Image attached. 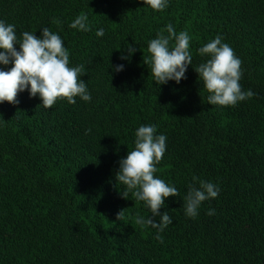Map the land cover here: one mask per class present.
I'll use <instances>...</instances> for the list:
<instances>
[{"label": "trees", "instance_id": "trees-1", "mask_svg": "<svg viewBox=\"0 0 264 264\" xmlns=\"http://www.w3.org/2000/svg\"><path fill=\"white\" fill-rule=\"evenodd\" d=\"M82 14L91 31L69 28ZM0 20L18 37L58 33L92 96L45 109L24 91L0 103V264H264V0H169L162 12L142 0H0ZM169 23L189 33L193 67L222 36L255 95L212 106L191 65L179 85L154 83L147 46ZM128 43L137 51L122 60ZM143 124L166 135L154 175L180 193L160 209L173 220L163 242L136 223L151 213L115 179ZM199 180L220 192L189 218L183 198Z\"/></svg>", "mask_w": 264, "mask_h": 264}, {"label": "clouds", "instance_id": "clouds-1", "mask_svg": "<svg viewBox=\"0 0 264 264\" xmlns=\"http://www.w3.org/2000/svg\"><path fill=\"white\" fill-rule=\"evenodd\" d=\"M154 12H162L169 6V0H142ZM69 28L77 31H91L87 14L77 16ZM167 33L165 35L164 33ZM97 37L105 35L101 27L96 30ZM190 35L187 31L177 33L169 23L148 42V56L144 59L151 71L154 83L166 85L174 81L177 85L187 79L186 72L193 56L190 52ZM16 45L19 46L15 47ZM126 51L127 55L124 54ZM137 51L134 44L121 49V59L128 60ZM200 57L206 58L193 67L198 74L199 83L207 91L208 104L212 106H234L238 102L252 98V90L244 91L240 84L242 61L234 50L217 35L214 39L197 49ZM11 65L9 68L8 66ZM112 67V65H111ZM124 64L116 65L115 72L124 70ZM7 69V70H4ZM85 73L84 65L70 66L69 51L62 37L48 27H43L40 35L24 31L17 36L16 26L0 20V103H18L17 95L27 91L30 97H38L45 109H50L59 98H66L69 104L76 103V97L90 102L92 96L86 82L81 79ZM86 131H90L86 130ZM134 147L118 161L119 168L115 179L124 186L121 194L126 198L129 193L151 213L147 218L138 215L136 223L142 227L157 230V237L173 223L167 211L161 212L168 197L180 195L177 188L156 177V165L166 152L167 137L157 134L153 124L140 125L134 133ZM193 177V181H197ZM220 188L210 181L199 180L189 186L184 196L185 215L195 218L204 201L218 197ZM208 210V215L214 214ZM122 216L118 213L117 219ZM159 217V219H155Z\"/></svg>", "mask_w": 264, "mask_h": 264}]
</instances>
